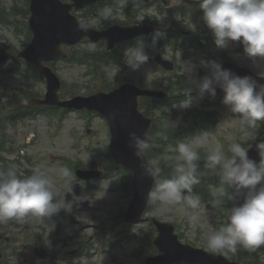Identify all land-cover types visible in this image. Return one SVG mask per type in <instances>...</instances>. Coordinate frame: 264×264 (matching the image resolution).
<instances>
[{
  "label": "rangeland",
  "instance_id": "374dc122",
  "mask_svg": "<svg viewBox=\"0 0 264 264\" xmlns=\"http://www.w3.org/2000/svg\"><path fill=\"white\" fill-rule=\"evenodd\" d=\"M17 4L20 5V10L28 5L25 0H0V14L5 18V21L0 23V53H3V50L14 53L15 50L23 49L30 42L28 39L29 34L22 31L21 28L19 29L17 23L12 20L14 19L12 8ZM158 8L159 4L156 0H154L152 7L137 6L138 19H144L147 14L161 19L167 18V12H160ZM117 11L115 15L118 19L114 23L123 24L129 19L127 13L120 10ZM132 14L135 13L132 12ZM80 16L84 23L99 29L106 28L108 23H113L103 22V25H101L97 22L99 18L94 12L82 13ZM185 18L183 21L186 23V28L196 31L201 37V41L208 46L205 50L190 49L194 57L190 60L181 58L180 53L175 55L170 50L171 48L168 47L170 48L167 49L168 56L170 58L175 56L179 61L180 69L178 73L179 76H182V79H179L180 82L174 86L176 94L182 95L180 102L175 105H179L185 100H191V106L183 109L173 107V105L163 106L160 112L171 125L180 123L188 112L196 110L209 112L212 117L211 120H213L211 133L215 137V141L224 145L226 149L229 143L233 142V139L239 143L240 141L254 139L257 133L264 129L262 122L259 124L257 131L245 135L243 126L238 123V117L228 111L223 101L210 102L199 94L197 89L189 91L188 88L191 86L186 84L184 73L186 66L192 64L195 65L194 75L197 77L199 74L206 73V70L201 66L202 60H215L221 63L225 60L224 58H227L250 68L254 72L264 74V61L254 63L251 58L240 51L242 45L239 43L229 44L225 49L217 48L202 16L196 19ZM198 19H202V21H195ZM15 20L17 22L18 20L26 21L27 14L19 13L18 19L15 18ZM105 48V42H101L98 45L92 42H84L71 49V51L75 50L78 53L85 51L102 52ZM144 51L148 54L149 59L138 70L123 69L124 67L121 63L112 61L106 69L108 78L116 80V83L120 81L121 77L143 81L148 87H156L163 83L165 75L151 62L156 52ZM117 55L125 62L124 50H119ZM5 68L11 71L3 72L0 70V94H4V97L0 99V108L7 102V96L11 94L18 93L22 95L23 91L28 89L34 93H45L46 86L44 81L19 76L10 65L5 66ZM55 69L64 81V89L73 92L75 95H89L96 92L99 88V83H92L89 86L86 69L83 65L61 61L55 64ZM0 136L5 141L4 148L0 151L2 156L0 157V170L14 166L18 173H24L25 171H31L36 166H42L49 176L56 180V170L58 168H68L73 176L72 169L66 163L80 160L86 167L94 164L106 173L104 179L84 186L82 193L77 196L80 198L79 202L73 203L71 220L73 227L79 228L76 234L72 235L70 227L65 220H62V225L57 226L53 220H47L44 217L42 218L43 220L35 218L29 222L35 232L19 234L14 241L8 244L5 242V238L9 236V232L0 228L3 238L0 239V246L7 253L5 259L0 261V264H19V259L24 260L28 264H33L27 262L24 257L26 251L29 250L31 241L36 244H44L56 252L74 254L73 256H68L67 261L62 264H137V261L132 256V251L143 245L137 243L134 236L153 237L155 234L147 218L156 217L179 225L178 233L183 242L200 248H204L206 234L211 230L219 229L220 224L226 222V211L221 206L222 201L218 197V189L221 185L219 182L217 183L216 176H213L210 170H206L203 172L198 171L201 178L199 185L202 186V192L204 193L200 194L201 203L198 209L190 210L184 205L162 206L152 204L151 210L147 213L146 219H144L145 221L135 225L133 228H123L121 230L119 223L112 220L116 214L128 207L130 198L128 195L122 196L118 189V179L122 176L121 170L115 168L112 172H107L106 167L112 164L110 157L111 139L108 125L101 116H92L87 119L86 116L74 111H68L59 120L55 114L39 112L37 115L22 122L7 126L5 129L0 127ZM174 148L175 146L168 147L166 156L174 155ZM198 151L201 155L200 161H203L205 151L203 149H198ZM166 167L168 166L166 165ZM56 182V190L60 195H63L65 189L60 186L59 181ZM193 194L196 193L193 192ZM65 199L72 200L67 198V194ZM85 202H88L87 206L83 205ZM192 214L197 216L196 220H189V216ZM105 223L106 225H104ZM99 225H102L107 230L100 236L97 234ZM85 226L90 228L86 230ZM111 228H113V232H110ZM122 231H124V234L121 233ZM108 234L116 242L114 254L118 256V259L113 260L106 254L104 247ZM37 239H39L38 242H36ZM24 243H26V247L19 250ZM83 244L87 246L88 250L91 249L92 253L95 250L94 254L96 255H83L79 251ZM10 246L11 248H9ZM14 251L17 252L14 253ZM260 251L261 262L264 264V246ZM228 257L231 258L230 255Z\"/></svg>",
  "mask_w": 264,
  "mask_h": 264
},
{
  "label": "clouds",
  "instance_id": "9594fccd",
  "mask_svg": "<svg viewBox=\"0 0 264 264\" xmlns=\"http://www.w3.org/2000/svg\"><path fill=\"white\" fill-rule=\"evenodd\" d=\"M128 2L114 0L120 11ZM193 2L195 7L202 10V19L217 48L225 49L229 44L239 43L254 63L264 61V0ZM115 11L111 6L98 9L97 22L101 25L103 22H114L118 19ZM77 29L87 30L88 25L78 21ZM162 35L157 30L154 39ZM124 58L128 67L136 71L148 61L149 56L144 51L143 43L138 42L124 50ZM201 66L207 73L201 78L194 75L195 65L186 66L184 75L186 84L191 86L189 91L198 89L201 94L207 92L215 96L217 87L220 88L224 92L223 104L238 117L244 134L257 131L259 124L264 122V84H259L251 76L237 75L215 60H202ZM190 106L191 100L173 105L182 109ZM110 115L126 126L127 120L119 112ZM127 146L141 161V175L152 181L153 186L146 195L147 203L186 205L192 210L198 209L201 203L200 197L193 194V187L201 183L198 174L201 155L198 149H203V167L210 170L221 185L218 189L219 199L231 202L224 226L206 234L205 251L227 256L235 253L238 247L256 251L264 246V139L257 137L255 143L247 145L233 139L227 146L226 154L224 145L216 142L211 132L204 130L187 140L178 141L172 156L145 159V153L152 145L147 138L131 131ZM253 147L259 157L258 162L248 155ZM162 164L172 169L171 178H161ZM56 181L65 189L63 195L56 190ZM73 183L72 173L66 167L56 170V180L42 166L34 167L29 175L18 173L14 166L0 170V224H27L35 218L43 220V217L61 210L71 213L73 203L80 200L74 194L72 200L65 199L67 193H72ZM241 199L243 202L238 203ZM196 219L195 214L189 216V220Z\"/></svg>",
  "mask_w": 264,
  "mask_h": 264
},
{
  "label": "water",
  "instance_id": "95a60500",
  "mask_svg": "<svg viewBox=\"0 0 264 264\" xmlns=\"http://www.w3.org/2000/svg\"><path fill=\"white\" fill-rule=\"evenodd\" d=\"M99 0H81L76 4L77 8H83ZM34 16L31 24L36 33L33 44L23 53L28 60L36 63L42 73L49 79V96L58 99L57 91L60 83L57 77L50 69L41 66L44 61H51L65 56L61 50L64 44L73 45L82 40L85 36L94 38L90 32L78 33L77 22L74 17L69 16L72 6H65L59 0H33ZM118 30L117 28H115ZM94 33V32H92ZM126 35V34H124ZM128 35L127 37H130ZM114 39H111V46L114 45ZM230 69L236 74L232 67ZM258 79V78H256ZM259 84H264L263 79H258ZM141 93L135 88L124 86L111 94H98L94 96L89 103L80 104L79 106L95 109L106 115L113 128V146L114 154L121 164L130 167L135 173V199L131 210L129 211V221H136L140 218L146 208V195L150 187L153 186L150 178L141 175V161L134 156L132 150L127 146L128 133L135 131L146 138L149 122L146 121L137 111V98ZM152 94V93H151ZM216 94H224L223 91H217ZM119 112L126 118V126H122L118 119H113L111 113ZM259 161V157L252 158ZM242 199L238 203H242ZM161 236L158 244L164 243V234L172 233V227L169 225L159 224ZM161 242V243H160ZM162 247V246H161ZM187 263L184 260L179 261ZM209 263V262H207Z\"/></svg>",
  "mask_w": 264,
  "mask_h": 264
}]
</instances>
